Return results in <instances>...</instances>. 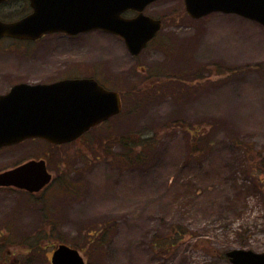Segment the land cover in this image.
I'll return each mask as SVG.
<instances>
[{"label":"rangeland","instance_id":"rangeland-1","mask_svg":"<svg viewBox=\"0 0 264 264\" xmlns=\"http://www.w3.org/2000/svg\"><path fill=\"white\" fill-rule=\"evenodd\" d=\"M8 7L9 16L17 13L18 6ZM147 11L164 28L138 58L121 38L101 31L75 39L57 34L40 42L0 41V75L38 79L53 74L55 63L64 75L69 65L76 75L97 69L127 101L124 116L74 148L81 158L69 177L81 185L76 201L47 196L54 226L37 228V218L15 222L14 203L0 216V233L7 234V223L17 224L10 228L12 241L0 239V264H51L59 243L76 246L87 264H228L216 253L264 252V203L250 191L259 178L264 189V28L233 15L194 21L181 0ZM154 71L159 78L150 76ZM155 83L160 85L152 88ZM141 85L144 94L126 93ZM128 133L157 136L139 167L111 164L90 149L100 147L98 139L104 148L115 140L122 144ZM26 149L13 155L31 157L41 147ZM181 227L190 242L165 253L152 247ZM36 236L43 240L24 241Z\"/></svg>","mask_w":264,"mask_h":264},{"label":"water","instance_id":"water-1","mask_svg":"<svg viewBox=\"0 0 264 264\" xmlns=\"http://www.w3.org/2000/svg\"><path fill=\"white\" fill-rule=\"evenodd\" d=\"M4 1L0 0V3ZM155 1L157 0H31L34 13L30 16L12 23L0 20V39L7 36L36 40L47 33L66 32L76 35L102 29L123 37L130 52L139 55L162 26L160 20L143 13ZM185 5L189 15L196 19L222 12L237 14L264 25V0H185ZM130 9L138 11L139 15L131 19L123 17L122 14ZM55 86L62 87L59 98L56 95L40 98V95L35 94L37 90H30L40 86H17L9 98L29 93L34 98L33 105L21 108L33 109L35 115L30 114L33 120L31 122H25L21 115V120L16 123L25 124L26 128L23 130L0 131V145L31 137L45 138L54 143L70 142L121 110L120 96L106 91L94 80H69L51 87ZM52 97L58 101L47 102ZM42 168L44 169V165L41 163L29 164L0 175V185L35 190L34 186L28 185L30 179L25 177ZM227 257L231 264H264V252L234 249L227 253ZM52 262L85 264L78 250L65 245L57 249Z\"/></svg>","mask_w":264,"mask_h":264},{"label":"flooded vegetation","instance_id":"flooded-vegetation-1","mask_svg":"<svg viewBox=\"0 0 264 264\" xmlns=\"http://www.w3.org/2000/svg\"><path fill=\"white\" fill-rule=\"evenodd\" d=\"M165 1V0H162ZM182 1V0H181ZM160 2V1H159ZM159 2H156L154 4H157ZM153 4V5H154ZM9 6V8H14L15 6H18L17 13L14 12V14L10 17H22L29 15L32 12V7L30 5L29 0H9L6 3L2 5L1 8L4 9L3 15L5 16L9 13V11H5V7ZM184 6V5H183ZM152 7V6H151ZM150 7V8H151ZM184 13L187 15L185 7H184ZM126 15L132 17L136 16L137 13L133 11H129L126 13ZM163 22V20H162ZM164 24V22H163ZM94 31H101V30H94ZM94 31H88L84 32L75 36H67L71 39H75L76 37L88 34L90 32ZM103 32V31H101ZM53 35V34H52ZM55 35V34H54ZM64 35V34H61ZM159 35V34H158ZM156 36V38L158 37ZM51 35H45L41 39H38L34 42H40L46 37ZM53 37V36H51ZM155 38V39H156ZM154 39V40H155ZM16 42V41H15ZM142 55V53H141ZM140 55V56H141ZM140 56H132L134 58H138ZM54 66L55 70H53V74L47 75V76H41L38 77V79H26L24 77L16 78L14 76L9 75H0V99L5 98L10 93H12V90L15 88V86L19 84H27L30 86H40L37 88V91L35 94L40 95L42 94L44 97L48 95H56L57 98L60 97V92L62 90V87L60 86H54L56 84H60L65 81L69 80H75V79H92L98 82L100 85L105 87L108 90L115 91L119 94L121 99H123L122 92H119L121 90L119 85L115 82H112V78H108L106 76L101 75L97 72V69H94L93 71H90L87 74L83 75H76L77 73L73 74L70 72V68H74L73 66H68L69 68L67 75L59 74L58 68L59 64L55 63ZM53 67V66H52ZM146 72V71H144ZM160 71H154L152 76L155 78H159L156 73ZM147 74L149 72H146ZM144 76V79L152 80L148 76ZM159 86L160 83H155L152 88ZM139 90V86L137 87ZM119 90V91H118ZM127 93V92H126ZM56 98H48L47 102H56ZM34 102V98H31L30 95L21 96V97H13L9 100H6L4 102L0 103V131H7L11 129L21 130L25 129V124H18L17 121L21 120V115L24 117L25 122L26 121H32V117L30 114L35 115V111L33 109H24L21 108L24 105L32 106ZM19 106V107H17ZM52 112V111H51ZM54 115V113L52 112ZM16 117H19L17 120ZM104 125L101 124L96 128H93L95 131L92 135H95L98 131H103ZM91 131V132H93ZM91 135V134H90ZM89 137V136H88ZM107 138V137H106ZM81 140H85V137L80 138ZM77 140L74 142L66 143V144H53L47 140L39 139V138H32L27 139L23 142H18L11 145L1 146L0 147V175L12 172L14 170H18L21 168H24L26 165L29 164H38L41 163L44 165V169L42 168L39 170H36L37 172L33 174H27L25 178H29L30 181L28 183L29 186H34L35 190H30L28 188L23 187H16L12 185H0V195L5 196L7 198V201L0 200V207L4 206V210L2 211L0 209V216H3V214L11 207V203H14L15 208L14 212L11 214L12 218H15V222H18L21 218H23L25 221L23 225L27 223L28 220L34 218H37L38 223H40L41 227L46 226H54L55 222L51 219L52 218V209L50 207V203L47 200V196L55 192L57 195H61L65 200L68 201H76V191L77 187H79L81 184L79 181L71 180L69 176L74 174L73 167L74 162L81 158L79 157V154L75 153L74 148H76L77 143H80L81 140ZM108 139V138H107ZM136 142L135 144H130V141L128 138L122 139L128 140V142L122 144L117 143L119 140H115L116 143H107L106 147H103V142L98 139L99 146L96 147L92 145L90 147L91 151L95 153L94 155L100 159L104 158L107 159L111 164H114L116 162H120V160L128 162L132 166L139 167L140 162L144 163V157L145 154H139L138 148L136 149L135 146L139 145L140 150H147L152 151L155 147V145L146 144V141H140L137 137H135ZM153 143V142H151ZM28 145V146H27ZM39 145L41 147V150H37L35 152H38L36 155L27 157V158H20V156H14V151L17 148H21L20 152H25L27 147L29 146H37ZM134 145V147H133ZM21 146H24L22 148ZM134 148V149H133ZM116 151V152H113ZM114 156H112V155ZM16 162L11 163L13 160H16ZM54 164H56V168H54ZM122 164V163H121ZM71 165V168H70ZM41 203V204H39ZM40 217V219H39ZM22 225V226H23ZM17 224L15 223L13 227H16ZM12 223L6 224V229H8L7 234L3 231L0 233V239L3 242H10L12 241V234L11 229ZM42 237H34L25 239L24 241H42ZM55 248V245L53 246Z\"/></svg>","mask_w":264,"mask_h":264},{"label":"trees","instance_id":"trees-1","mask_svg":"<svg viewBox=\"0 0 264 264\" xmlns=\"http://www.w3.org/2000/svg\"><path fill=\"white\" fill-rule=\"evenodd\" d=\"M129 94H131V93H129ZM124 138H126V137H122L120 140H122ZM126 142H128V140H124L123 144ZM150 143H151V141L147 142L146 144H150ZM130 144H132V141H130ZM262 182H263V179L259 178L258 182L255 181V183L250 187V191L253 194L260 196L261 201L264 203V189L261 185ZM181 229L182 230L175 228V231H174L175 237L172 236V231L170 230L169 233L165 234L163 237L158 238L157 242L155 244H153L152 247L160 249V250H164V253H165L167 251L168 252L173 251L176 247H178L179 244H181L185 241L190 242L192 237L190 236L189 231L185 228H182V227H181ZM102 235H103V230L102 231L97 230V236H102ZM197 246H199V245L197 244ZM203 246H204V244H203ZM205 250L207 252L211 253L210 249H205ZM226 251L227 250L219 251L216 253V256L223 262H227V259L225 256Z\"/></svg>","mask_w":264,"mask_h":264}]
</instances>
